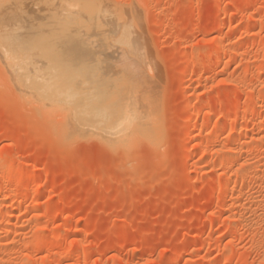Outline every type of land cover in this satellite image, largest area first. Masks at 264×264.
<instances>
[{
	"label": "rangeland",
	"instance_id": "rangeland-1",
	"mask_svg": "<svg viewBox=\"0 0 264 264\" xmlns=\"http://www.w3.org/2000/svg\"><path fill=\"white\" fill-rule=\"evenodd\" d=\"M0 33V264H264V0H0ZM41 68L111 83L124 148Z\"/></svg>",
	"mask_w": 264,
	"mask_h": 264
},
{
	"label": "bare ground",
	"instance_id": "bare-ground-1",
	"mask_svg": "<svg viewBox=\"0 0 264 264\" xmlns=\"http://www.w3.org/2000/svg\"><path fill=\"white\" fill-rule=\"evenodd\" d=\"M82 6H85V5H82ZM82 10V9H81ZM85 10V9H84ZM83 10V11H84ZM87 10H89V9H87ZM86 11V10H85ZM84 11V12H85ZM88 13V12H87ZM87 14H85V16H86ZM69 18V17H68ZM73 18V17H72ZM89 18V17H88ZM65 19H66V17H65ZM68 20V19H67ZM76 20V19H75ZM74 20V21H75ZM83 20V19H82ZM94 21V20H93ZM78 22H80V21H77V23ZM68 23V22H67ZM72 23H74V22H72ZM76 23V22H75ZM71 24V23H70ZM9 26H11V25H9ZM8 26V27H9ZM17 26V25H16ZM5 28V27H4ZM8 29V28H7ZM4 30V29H3ZM2 30V31H3ZM10 31V30H9ZM13 32V31H12ZM15 32V31H14ZM13 32V33H14ZM65 32V31H64ZM1 34V33H0ZM6 34V33H5ZM64 34V33H63ZM4 35V34H3ZM8 35H10V34H8ZM13 35H15V34H13ZM47 35V34H46ZM11 36V35H10ZM43 36V35H42ZM64 36V35H63ZM3 37V36H2ZM6 37V36H5ZM5 37H4V39H5ZM43 37H45V35L43 36ZM47 37V36H46ZM8 38V37H7ZM11 38V37H10ZM14 38H17V36H14V37H12L11 39L13 40ZM67 38V37H66ZM69 38V37H68ZM48 39V38H47ZM10 40V39H9ZM9 40H6V41H8L10 44H12ZM17 40H18V38H17ZM40 40V39H39ZM14 42L16 41V40H13ZM52 41V40H51ZM19 42H20V39L18 40V42H15V43H18L17 45H19ZM27 42V41H26ZM25 42V43H26ZM41 42V41H40ZM28 43V42H27ZM31 44V43H30ZM20 45H22V44H20ZM32 45V44H31ZM11 46H13V45H11ZM14 46H16V44L14 45ZM13 46V47H14ZM23 46V45H22ZM43 46V45H42ZM50 47V46H49ZM8 48V47H7ZM20 48V47H19ZM18 48V49H19ZM41 48V47H40ZM43 48V47H42ZM47 48V47H46ZM52 48V47H51ZM21 49V48H20ZM24 49H26V48H24ZM32 49H33V47H32ZM48 49V48H47ZM6 50V49H5ZM5 50H3L4 52H5ZM8 50V49H7ZM50 50V49H49ZM21 51V50H20ZM20 51H16V53H20L21 55L23 54V52H24V50L22 51V52H20ZM27 51V50H26ZM26 51L24 52V54L26 53ZM28 52H30V49L28 50ZM54 52V51H53ZM56 52V51H55ZM6 53V52H5ZM7 54H8V52H7ZM13 54V53H12ZM28 55V54H27ZM19 56V55H18ZM24 56V58H26V60H27V62H30V60H29V56H30V54L26 57V55H23ZM15 57L18 59L19 57H17L16 55H15ZM20 57H22V56H20ZM12 58V57H11ZM13 58H14V56H13ZM23 58V57H22ZM33 58V57H32ZM32 58H30V59H32ZM15 60V59H14ZM24 60V62H25V59H23ZM9 61V60H8ZM19 61V60H18ZM4 62V61H3ZM17 62V61H16ZM15 61H14V63H16ZM19 62H21V61H19ZM7 63V62H6ZM11 63V62H10ZM21 64V63H20ZM19 64V65H20ZM22 64H23V61H22ZM26 65H27V63H25ZM29 64V63H28ZM33 64V63H32ZM34 64H36V63H34ZM7 65V64H6ZM16 65H17V63H16ZM30 65H31V63H30ZM29 65V66H30ZM13 66H15V65H13ZM28 66V65H27ZM26 66V67H27ZM28 66V67H29ZM34 66V65H33ZM32 67V66H31ZM35 67V66H34ZM36 67H37V65H36ZM38 68V67H37ZM28 69V68H27ZM25 69L26 71H29L30 69ZM35 70V72H38V70L37 69H35V68H33L32 67V72L33 73H35L34 72V70ZM45 69H47V68H44V69H42L41 68V70H45ZM19 70V69H18ZM20 70H21V68H20ZM25 70H23V71H18L17 72V75H16V77L18 76V73L19 72H24ZM31 71H30V73H29V75H30V79L33 77V78H35L36 76H38V78H39V72H38V74L36 75V74H34L32 77H31ZM48 71V70H47ZM46 70H45V73H42V79L45 81V83H43L44 85H42V84H40V85H42V92H43V94H44V98L46 97V98H48L51 102H58L59 103V105H58V103H51L50 102V104L49 105H47V109L49 108V106H50V110L49 111H51V110H55V111H59L60 110V112L62 111V110H64V112H65V110H66V116L67 117H69V119L71 118L70 116H68V112L70 111L69 109L67 110V109H65L66 107H64V106H67V104L65 105V103L67 102V101H71L72 99H74V96L76 97L77 95H76V93L75 92H77V91H75L77 88V90H78V92L77 93H81L82 92V90H80L81 88H82V86L79 88V86H80V82H82V83H85V81L84 80H86V83L88 84V85H86L85 87V90H84V88H82L83 89V91H84V93H85V91H86V93H85V96L84 97H81V98H78L77 100H74V104H76V103H78L79 104V102H81L80 103V105L81 106H83V107H85V105H86V107H89L90 105V109H91V111H90V113L93 111L94 112V115L92 114V115H90V113H87L86 111V114H88L87 116H90V118L89 117H87L88 118V122H90L89 120H93V119H91V117H93V116H95V117H97L98 119H97V121L94 119V123H93V125H92V123L90 122V123H88L89 124V128H90V126H91V129L92 128H99V126H101L102 125V123L106 120V115L108 114L107 112L109 111V113L111 112L110 110H108V107H109V104H106V103H103L102 102V100H103V97H105L108 93H109V91L111 92V91H113V90H109V88L108 87H111L110 86V84L109 85H102V84H98V83H101V81H97L98 79H96V80H92L94 77H91L92 75H90V74H88V76H89V80H88V82L89 81H91L92 80V82H91V84H89L88 82H87V76H86V74H85V76L83 75V77H85L84 79H83V77L80 75L79 76V74H78V72L76 73V74H78V76L76 75V74H68L67 72L65 73V71H60V73L58 72V74H60L59 76H61V77H59L58 75H57V77H58V80H60L59 82H64V81H66V82H68V80H72L73 82H79V83H75V84H78L77 86H74V85H71V83L70 84H68V83H66V82H64V83H58V84H54L53 82H54V80L52 81L51 79L52 78H55V75H54V73L52 74V73H50L49 71L47 72ZM70 71V70H69ZM43 72V71H42ZM73 72V71H72ZM14 73V72H13ZM56 73V72H55ZM16 74V73H15ZM15 74H14V76H15ZM25 74H27V72L25 73ZM9 75H11V74H9ZM9 75H7V76H9ZM20 75H22V74H20ZM20 75L18 76V78L20 77ZM23 75H24V73H23ZM23 75L20 77V78H25V79H29L28 77H26V76H24L23 77ZM12 77H13V75H12ZM12 77H11V79H12ZM16 77H15V79H16ZM80 77H82V78H80ZM91 77V78H90ZM7 78V77H6ZM37 78V77H36ZM75 78H77V79H75ZM24 79V80H25ZM57 79V78H56ZM91 79V80H90ZM95 79V78H94ZM19 80H22V79H18V81ZM27 80H26V82H27ZM50 80V81H49ZM57 80V81H58ZM18 81L16 80V82L18 83ZM52 81V82H51ZM24 82V83H23ZM22 83L23 84H25L26 82L25 81H23ZM29 83H30V81H28ZM38 82L40 83L41 81L40 80H38L37 81V85L36 86H38ZM96 82H98V83H96ZM103 82V81H102ZM14 83V82H13ZM13 83H12V85H13ZM16 83V84H17ZM28 83V84H29ZM34 83H35V81H34ZM42 83V82H41ZM116 83V82H115ZM36 84V83H35ZM74 84V83H73ZM118 84H120V83H118ZM20 84L18 83L16 86H15V84H14V86L15 87H17V89H19V86ZM31 84H29L28 86H30ZM112 85H114L113 83H112ZM119 86H124L123 84H121V85H119ZM128 86V85H127ZM131 86V85H130ZM14 87V88H15ZM25 85L24 86H22V88H24L25 89ZM31 87H32V85H31ZM20 88H21V86H20ZM21 88V89H22ZM29 89H30V87H28ZM76 88V89H75ZM113 88H114V86H113ZM126 88V87H125ZM17 89H15L16 91H17ZM26 89H27V87H26ZM32 89V88H31ZM31 89H30V91H31ZM110 89H112V87L110 88ZM129 89H131L132 90V86L130 87V88H127L126 90H124L125 92L123 93V94H127L128 93V91L130 92V90ZM115 90H117V89H115ZM128 90V91H127ZM24 91V90H23ZM26 91V94H27V92L29 93V96H32V92H30V91H27V90H25ZM36 91H37V89H36ZM38 91H41V90H39L38 89ZM118 91H121V90H118ZM134 91V90H133ZM133 91H131V92H133ZM42 92H40V93H38V95L39 94H41ZM123 91H121V93H122ZM128 93L129 95L130 94H133V93ZM21 93H22V90H21ZM36 93V92H35ZM34 93V94H35ZM112 93H114V92H112ZM116 93H118V92H116L115 91V94ZM120 93V94H121ZM20 94V93H19ZM31 94V95H30ZM43 94H41V96L43 95ZM81 94H83V93H81ZM128 94L127 95H124V98L125 99H128V100H121L123 97L121 96L120 97V100L121 101H125V102H122V103H120V105L122 104V106H119L118 104L119 103H117V101L115 100V98H116V96H114V97H112L113 99H114V101H116L115 103H117V107L119 106V107H123L122 109H124L125 107H127L128 105L127 104H129V106H128V108L127 109H130V100H131V104H136L135 103V101H134V99H133V97L135 96V98H136V93L134 94V95H131V98H129L128 97ZM28 95V94H27ZM37 95V94H36ZM38 95H37V97H38ZM111 96H113L112 94H110ZM117 95V94H116ZM122 95V94H121ZM78 96H79V94H78ZM97 97V99H99L98 101L100 102H95L94 104H89L88 103V101L90 100V99H88V97ZM127 98H126V97ZM33 97H35V99H38L35 95L33 96ZM110 97V96H109ZM40 98H43V97H40ZM43 98V99H44ZM111 98V99H112ZM26 99V98H25ZM32 99V98H31ZM42 99V100H43ZM88 99V100H87ZM101 99V100H100ZM41 100V101H42ZM48 100V101H49ZM83 100V101H82ZM105 100V99H104ZM30 101V100H29ZM33 101V100H32ZM44 101H46V100H44ZM44 101H42V102H44ZM86 101V102H85ZM129 101V102H128ZM82 102H83V105H82ZM90 103L92 102L91 100L89 101ZM134 102V103H133ZM27 103H28V101H27ZM36 103V102H35ZM123 103H124V105H123ZM125 103H127V104H125ZM37 104V103H36ZM47 104V103H46ZM70 104V103H69ZM89 104V105H88ZM39 105V104H38ZM54 105H56V106H54ZM71 105V106H70ZM69 106L70 107H72V105L73 104H70ZM33 106V105H32ZM44 106V105H43ZM51 106H53V107H51ZM74 106V105H73ZM125 106V107H124ZM35 107H36V105H35ZM59 108V110H56V108ZM75 107L77 108V106L75 105ZM78 107H79V105H78ZM85 107V108H86ZM38 108V107H37ZM53 108V109H52ZM76 108H74V113H75V109ZM110 108V107H109ZM120 108V109H121ZM131 108H132V110L130 109L129 110V113H130V111H132L131 113L132 114H134V113H136L138 110H136V111H133L134 110V107H132L131 106ZM38 109H46V105H45V107H43V108H38ZM47 109L46 110H44L46 113H47ZM62 109V110H61ZM78 109V108H77ZM76 109V112L77 111H79V113H80V115H81V112H83V110H77ZM114 110H112V108H111V110H112V112L113 111H115L116 109L115 108H113ZM120 109H118V110H120ZM127 109H124V110H127ZM73 111V110H72ZM70 112L71 114L70 115H73V112ZM38 112V111H37ZM53 112V111H52ZM51 112V113H52ZM59 112V113H60ZM64 112H62L63 114H64ZM134 112V113H133ZM50 112H48V114H49ZM57 113V112H56ZM58 113V114H59ZM78 112H77V116H78V114H79ZM115 113H119V112H117V110L115 111ZM115 113L113 112V118L117 115H115ZM40 114H42V112H40ZM44 114V113H43ZM53 114V113H52ZM63 114H62V116H63ZM132 114H131V116H130V118L132 117ZM45 115H47V114H45ZM115 115V116H114ZM44 116V115H43ZM52 116V115H51ZM59 116V115H58ZM57 116V117H58ZM64 116H65V114H64ZM64 116H63V118H64ZM82 116V115H81ZM85 116V115H84ZM119 116V117H118ZM120 116H122L121 114H118L116 117H117V119L116 120H114V119H112L111 121H108V120H106V124H105V122H104V127L103 128H105L104 129V131H103V128H102V131H101V129H100V132H103V134H106V132H107V134H109V136L110 135H112V136H114V137H112L113 139H111V137H110V139H109V137L107 138V140L109 139V140H111V141H109V142H111L112 143V145H114V146H121V147H123L122 145L124 144L125 145V142H126V139L128 138V137H126L127 135H125V134H127V132L128 131H130V130H126V126L125 125H128L131 121H129V119H128V121H126L127 120V118L126 117H124V116H122L123 118H120ZM50 117V116H49ZM49 117H46V118H49ZM61 117V116H60ZM67 117L66 118H64V120L66 119L67 120ZM94 117V118H95ZM107 117H110L109 116V114L107 115ZM62 118V117H61ZM84 118H86V117H84ZM83 118V119H84ZM133 118V117H132ZM73 119V120H72ZM71 120L72 121H75V122H73V124L74 125H77V126H82V125H80V121L78 120L79 119V117H78V119H76V120H74L75 119V117L74 118H72ZM83 119H81L80 118V120H82L83 121ZM108 119V118H107ZM139 120V118H136V120ZM51 120H53L52 119V117H51ZM50 120V121H51ZM63 120V119H62ZM64 121V124L63 125H65L66 126V124H65V122L67 123L68 121ZM110 120V119H109ZM134 120H135V118H134ZM137 120V121H138ZM55 121V120H54ZM81 121V122H82ZM87 121L85 120L84 122H86L87 123ZM60 122V123H59ZM58 123L59 124H61L62 122L61 121H59ZM99 123V124H101V125H99L98 126V124L97 125H95L94 126V124H96V123ZM76 123V124H75ZM134 123H135V121H134ZM68 124V123H67ZM91 124V125H90ZM132 124H133V122H131V125L129 124L128 125V127H129V129H130V126H131V128H132ZM74 125H72V126H74ZM124 125V129H125V134H123L122 133V130H124V129H122V126ZM98 126V127H97ZM60 127V126H59ZM68 127V126H67ZM87 127H88V125H87ZM87 127H84V128H87ZM72 128V127H71ZM76 128V130H79V129H77V127L75 126L74 127V129ZM89 128H87V129H89ZM133 128H135V127H133ZM73 129V128H72ZM73 129V130H74ZM86 129V130H87ZM62 130V129H61ZM90 130V129H89ZM89 130H87L88 131V134L90 135H92L93 134V132H91V130L89 131ZM133 129H131V131H132ZM127 131V132H126ZM134 131V130H133ZM133 131L132 132H129V133H132V134H128V136L130 137L129 139H128V141H127V143L130 141V139H131V136L134 134L133 133ZM63 132V131H62ZM61 132V133H62ZM77 132V131H76ZM80 132H81V130H80ZM94 132H96V130L94 131ZM105 132V133H104ZM124 132V131H123ZM135 132V131H134ZM78 133H79V131H78ZM77 133V134H78ZM97 133V132H96ZM76 134V133H75ZM80 134H82V133H80ZM96 134L94 133L93 134V136H95ZM100 134H97V137L99 136ZM101 135H102V133H101ZM136 135V134H135ZM67 136V135H66ZM71 136V135H70ZM76 136V135H75ZM79 136V135H78ZM103 136H105V137H107L106 135H103ZM133 137V136H132ZM137 137V136H136ZM135 137V138H136ZM99 138H100V136H99ZM104 138V137H103ZM102 138V139H103ZM134 138V137H133ZM134 138V139H135ZM63 139V138H62ZM131 141H133L134 142V140H131ZM102 142V141H101ZM105 142H106V139H105ZM104 142V143H105ZM110 143V144H111ZM126 143V144H127ZM106 145H108V144H106ZM131 145V144H130ZM110 146V145H109ZM110 148H112V147H110ZM114 148V147H113ZM124 148V147H123Z\"/></svg>",
	"mask_w": 264,
	"mask_h": 264
}]
</instances>
